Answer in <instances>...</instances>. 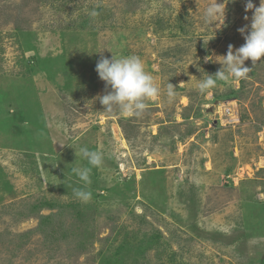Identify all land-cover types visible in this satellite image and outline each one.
<instances>
[{"label":"rangeland","instance_id":"rangeland-1","mask_svg":"<svg viewBox=\"0 0 264 264\" xmlns=\"http://www.w3.org/2000/svg\"><path fill=\"white\" fill-rule=\"evenodd\" d=\"M212 2L0 0V264H264V58L198 92L251 24L246 0L204 23ZM112 56L159 88L139 117L94 100Z\"/></svg>","mask_w":264,"mask_h":264},{"label":"clouds","instance_id":"clouds-1","mask_svg":"<svg viewBox=\"0 0 264 264\" xmlns=\"http://www.w3.org/2000/svg\"><path fill=\"white\" fill-rule=\"evenodd\" d=\"M229 0H213L208 4L202 13V21L206 24H225L226 5ZM245 12L251 11L250 27L245 25L238 29L244 36L245 43L233 50L229 45L228 51L222 55L223 59L215 60L222 66L214 73L209 74L197 84L200 94H205L209 89L215 88L218 82L229 83L232 79H245L250 71L245 66V61L251 60L254 65L264 58V0H259V5H255L253 0H246L244 4ZM245 19H248L245 16ZM96 71L99 78L105 82L106 89H110L103 95H98L94 100L104 106V111L112 113L119 111L125 116L139 117L146 109L145 101L153 100L159 95V88L154 83L153 77L145 71L141 59L137 56L116 58L112 56L101 58L96 64ZM167 96L171 99L175 97V86L169 83ZM94 103V102H93ZM80 153L91 167H74L72 172L85 187L73 188V196L82 203H87L91 199V192L86 190L90 183V173L92 168H99L104 160V155L99 151H92L86 147L80 149ZM115 155V153H113Z\"/></svg>","mask_w":264,"mask_h":264},{"label":"bare ground","instance_id":"bare-ground-1","mask_svg":"<svg viewBox=\"0 0 264 264\" xmlns=\"http://www.w3.org/2000/svg\"><path fill=\"white\" fill-rule=\"evenodd\" d=\"M226 108V107H225Z\"/></svg>","mask_w":264,"mask_h":264}]
</instances>
